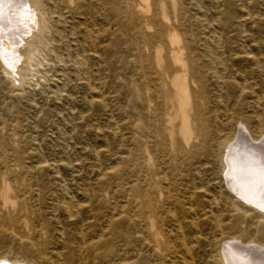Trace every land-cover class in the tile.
I'll list each match as a JSON object with an SVG mask.
<instances>
[{"label":"rangeland","instance_id":"obj_1","mask_svg":"<svg viewBox=\"0 0 264 264\" xmlns=\"http://www.w3.org/2000/svg\"><path fill=\"white\" fill-rule=\"evenodd\" d=\"M11 1L6 2L5 7L3 4V9L7 8V4L14 3L15 10L10 8L7 13L9 12L11 21L21 20L23 14L22 9L19 10L20 0ZM44 1L53 12L51 29L42 35V40L49 44L43 46L38 39H34L29 47L18 46L17 60L12 64L14 67L6 61L14 54L13 46L16 42L11 38L14 30L11 31L10 24L0 23V29L4 33L11 32V37L5 35L3 54L6 53L0 59V175L10 177L12 184L16 186L28 183L21 182L23 175H35L39 180L45 177L46 182L43 184L46 187L42 186L33 194L32 206L36 209L41 205V211L47 216L51 215L50 208L53 204H60V201L53 203V199L57 200L61 196L60 192L50 187L47 176L55 175L64 179L68 186L65 188L68 198H73L83 208L95 207L94 225L87 228V237L94 234L103 236L97 250L90 246L83 253L101 256L111 252L116 254V264H120L121 258L125 259V264H223V239L214 241L215 236L219 237V232L211 225V220L216 217L223 223L227 239L244 238L249 239L252 244L264 245V213L230 192L223 180L224 169L216 163L215 158L197 149H192V155H181L180 136L175 137L176 146H173L168 135L164 138L157 132L162 127L161 124L148 126L142 120V108H139V104L128 105L127 86L131 82L127 74L136 65L132 63L124 72L122 66L118 65L110 72L105 63L104 41L109 37L102 32L104 28H108L107 21L102 17L106 13L102 3L114 1L125 9L131 0ZM84 1L95 3L97 15L87 14L85 8L81 7ZM135 1L143 4L142 0ZM184 1L203 4L208 11L207 17L211 21L218 20L217 8L222 0ZM246 1L250 11L255 12L256 0ZM171 2L172 0L164 2L169 21L162 19L160 4L157 5L160 14L158 30L167 38L164 54L171 51L168 40L170 29L175 24ZM14 13L19 15L15 16ZM199 14L204 13L199 11ZM57 20H61V23L57 24ZM23 22L22 20L20 23ZM141 24H144L143 19ZM216 25L205 30V36H218ZM177 27L180 28V25L177 24ZM111 29L117 34H123L115 23ZM243 32L246 40L243 39L242 45L264 61V49H257V45L264 44V35L261 37L257 34V28L250 19L246 20ZM153 34L155 31L148 32V35ZM84 38L90 44L89 47H86ZM37 49L41 54L39 60L35 59L38 63L33 57L37 55ZM40 49L45 50L41 52ZM151 50L154 60L156 48ZM122 52L127 56L132 55L123 46ZM76 59L85 61L84 68L88 70V75L78 72L75 67ZM4 69L12 76L16 74L14 77L18 80L11 81L4 74ZM14 70L16 71L13 72ZM142 94L145 98V91L142 90ZM226 95L227 93H219L213 114H207V117L217 115L219 124L232 118L235 111L233 96L229 99ZM245 95L256 105L253 109L244 107L243 113L251 115L253 111L257 112V116H262L264 124V92L257 87L254 93L248 91ZM226 102L229 103V111L225 110ZM155 111V108L151 109V117ZM236 121L233 119L226 125L234 131L238 130ZM198 144L196 140L193 145L197 147ZM155 145L157 151L154 149ZM148 154L152 156L151 168L147 167ZM42 175L44 176L41 177ZM146 175H153V183L161 184L164 191L172 188L171 193L174 194V189H177L182 199L188 198L183 197L186 191L195 192L193 205L207 212L205 218L196 221L202 234L199 242L194 244L192 229L189 228L196 219L192 215L184 218L179 206L166 207L162 199H159L155 201L159 212L154 216L149 214L140 199L137 201L132 198L135 188H148L150 183L142 181ZM92 195L95 197L94 201L90 199ZM13 198L14 202L20 201L15 196ZM14 206L5 207L0 200V251L3 254L0 258L4 257L5 252H21L23 244L28 242L26 238L20 239L23 235L17 228L12 230L7 226H12L11 221L20 216V210ZM110 208H118L120 211L114 217L110 213V218L103 211L113 212ZM142 211L146 218L140 216ZM23 218V222L33 224L31 215L24 214ZM58 218V226L65 234L81 232L82 226L80 223L75 224L76 220L68 219L64 213H60ZM38 221L36 218V223ZM41 224L55 230L50 222L42 221ZM133 224L136 225L133 227ZM6 228L9 232L16 230V234H13L18 238L9 236L4 230ZM47 236L51 238L53 252L60 259H52L48 252L46 256L53 262L68 264L79 255L77 241H68L66 236L58 232ZM47 236L43 235L42 240H46ZM259 253L264 255V251ZM91 261L92 264H97L96 261L90 259V263Z\"/></svg>","mask_w":264,"mask_h":264},{"label":"bare ground","instance_id":"obj_2","mask_svg":"<svg viewBox=\"0 0 264 264\" xmlns=\"http://www.w3.org/2000/svg\"><path fill=\"white\" fill-rule=\"evenodd\" d=\"M165 1L167 0H142L143 4H137L135 0H131L127 3L125 9L114 1L102 3L103 9L106 11L102 17L108 23V28H104L102 32L109 37L104 41L106 42V46L103 49L105 63L109 66L110 72H113L115 66L118 65L122 66V71L124 72L126 68H130L132 63L135 64L136 68L127 74L131 82L127 86L128 105L139 104V108H142V120H145L148 126L161 124L162 127L157 132L164 138L168 135L172 140L173 146H176L175 137L180 136L181 142L179 144L182 143L181 155H188L189 153V155H192V149H195L194 151L197 149L210 157L213 156L216 163L224 169L223 180L230 192L244 203L264 213V210L257 206L259 204L258 193L250 191L249 186L244 183L239 175L243 167L241 161L245 156L253 157L257 167L261 162H264V124L262 116H257L255 111L251 115L242 111L244 107L253 109V106L256 105L245 97L248 91L254 93L256 88L259 87L264 92L263 58L253 52H249L245 49L247 46L242 45L243 39H245L243 28L246 26V20H252L257 28V34L261 37L264 35V0H256V8L253 13L250 11L246 0H222L217 8L218 20L215 21H211L207 17L206 6L201 3H188L184 0H177L179 3H176V1L172 0L171 5L175 12V24L170 29L168 40L171 51L164 54L163 50L167 38L158 30V26L160 24V14H162L163 20L169 21L165 12ZM6 2L12 1L4 0V5L0 4V8L3 10L0 23L10 24L12 26L11 31L14 30V32L12 37L11 32H6L5 35L10 36L14 42L18 43V46L25 45L29 47L34 39H38L43 46H48V41L42 40V35L51 29L53 23V12L48 3L44 0H20L21 7L19 10L22 9L21 13L23 15L20 17L22 19L11 21L7 11L16 7L14 3L11 5L7 4V8L4 10L3 7H5ZM84 2L81 3V7L85 8L87 14L90 16L97 15L95 3L93 1ZM158 3L160 4V14L157 9ZM245 10L250 13H246ZM199 11L204 14L200 15ZM151 13L153 14L151 15ZM14 14L15 16L19 15ZM141 19L144 20L143 25L141 24ZM22 20L24 22L21 24ZM56 23H61V20H57ZM114 23L123 34H117L112 31L111 27ZM177 24L180 25V28L177 27ZM215 24H217V31L219 30L217 32L218 36H205V30H209V27ZM25 29L27 32H25ZM147 31H155V34L148 35ZM17 40L21 42L19 43ZM84 41L86 47H89L90 44L87 39L84 38ZM94 44L95 42L92 43V45ZM122 46L123 48L126 47L132 55H125L122 52ZM13 47V56H10V59L6 57L8 59L6 61L11 65L14 64L18 56V47ZM154 47L156 51L153 60L150 52L152 51L151 48ZM257 49H264V44L257 45ZM40 50L42 52L45 49ZM48 51L50 52V49ZM40 55L38 50L37 55H33L34 60H37ZM36 60L35 62L38 63ZM85 66V61L75 60V67L78 72L88 75L89 72L84 68ZM12 67L14 66L12 65ZM6 70L4 74L11 81L16 82L18 80L14 77L16 74L12 76ZM133 81L136 82L132 83ZM141 87L145 91V98H143L144 93L142 94ZM219 93H227L226 96L229 99L233 96V109H235L233 117L228 118L227 122L222 121L223 123L221 124L218 123L217 115L207 117V114H213ZM154 108L156 111L151 117L150 111ZM238 108L241 109L238 111ZM225 110L229 111V103L227 102ZM233 119L237 120L236 126L238 130L235 131L226 125ZM156 135L158 134L156 133ZM196 140L199 142L197 147L193 145ZM154 149L157 151L156 145ZM151 160L152 156L148 154V168H151ZM155 176L157 177L158 175L156 174ZM21 177L23 180L21 182L27 181L29 184L16 186L12 184L10 177L0 175V200L5 207L14 206L15 204L17 209L20 210V216L11 221L12 226H7L12 228V230L17 228L23 235L20 239L26 238L28 242L23 244L21 252L12 251L9 254L5 252L4 257L0 258V261L6 262V264H57L52 259H60L53 252L51 238L47 235L58 232L66 236V240L70 241L73 239L78 243L76 249L79 255L71 259L68 264H92L90 259L96 261L97 264H116V254L114 253L107 252L101 256L95 255V253L93 255L92 253L89 255L83 253V250L89 249L88 247L90 246L94 247L92 249L97 250L103 237L100 234L87 237L86 234L87 228H91L94 225L95 207L83 208L73 198L66 196L67 190L65 188L68 186L64 179H59L55 175L47 176L50 187L61 193L57 200L53 199V203L60 201V204H53L50 208L51 215L47 216L41 211L43 207H41L40 203V206L36 209L32 206L33 194L42 186L43 188L46 187V184H43L46 182L44 180L45 177L42 180H39L35 175H23ZM142 181L150 183L148 188L146 190L141 187L135 188L132 198L137 199V201L140 199L149 214H154V216L158 215L159 212L155 202L159 199H162V203L166 207L170 205L179 206L184 218L187 215H192L196 219L189 228L192 229L194 244L199 242L202 234L196 221L203 217L205 218L207 212L206 210H199L193 205L195 192L186 191L183 197L188 198L182 199V195L177 189H174L176 192L172 194V188L164 191L161 189V184H154L153 175H146ZM13 195L15 199L20 201L14 202ZM90 199L94 201L95 197L92 195ZM50 200L52 201V199ZM90 203L92 204L93 202ZM30 205L31 208H29ZM103 205L102 207H104ZM110 209L113 212H106L103 209L104 214L106 213L105 216L110 218V213L114 217L120 211L118 208ZM60 213H64L68 219L76 220L75 224L80 223V226H82L81 232L65 234L66 232L58 226L60 225L58 221ZM24 214L32 216V225L23 222ZM139 214L146 218L145 212L142 211ZM36 218L39 220L37 223ZM42 221L50 222L55 230L41 224ZM152 222L154 225V221ZM181 223L183 225V222ZM134 225L136 224H133V227ZM211 225L215 231L219 232V237L215 236L214 241L217 242L223 239L221 244L223 264H264V255L259 253V251H264V245L252 244L249 239L244 238L227 239L223 223L219 221V217L212 219ZM4 230L9 233V236L14 235V239L18 238L15 235L16 230L12 232H9L8 228ZM43 235L48 238L42 240ZM184 244L186 245V242ZM1 252L0 256L3 255ZM48 252H50L52 259L46 256ZM29 256L30 258H28ZM120 264H125V259L121 258Z\"/></svg>","mask_w":264,"mask_h":264},{"label":"snow or ice","instance_id":"obj_3","mask_svg":"<svg viewBox=\"0 0 264 264\" xmlns=\"http://www.w3.org/2000/svg\"><path fill=\"white\" fill-rule=\"evenodd\" d=\"M4 0H0V4H3ZM3 15V10L0 8V17ZM22 19V18H21ZM25 32L27 30L25 29ZM5 39V33L0 29V59L3 58V41ZM18 47V43L15 44ZM243 167L239 172L241 179L249 186L250 191H255L259 195V204L261 210H264V162H261L258 167L256 161L251 156H245L241 161ZM235 167V166H233ZM0 264H6V262L0 261Z\"/></svg>","mask_w":264,"mask_h":264}]
</instances>
